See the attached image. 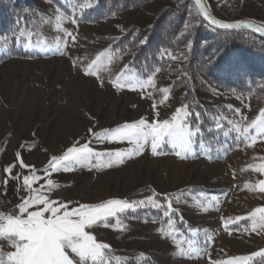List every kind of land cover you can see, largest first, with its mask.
Returning a JSON list of instances; mask_svg holds the SVG:
<instances>
[{"label":"rangeland","instance_id":"rangeland-1","mask_svg":"<svg viewBox=\"0 0 264 264\" xmlns=\"http://www.w3.org/2000/svg\"><path fill=\"white\" fill-rule=\"evenodd\" d=\"M37 2V32L27 33L24 44L36 57H14L0 65V211L15 209L26 194L22 177L31 173L20 165L22 160L37 176L32 187L43 189L51 200L69 202V208L151 197L161 207L175 209L165 224L118 212L85 229L110 246L106 259L130 264H253L261 256L243 258L264 249V213L255 211L264 207V133L249 127L264 110L258 95H237L217 85L196 88L202 103L219 108L221 126L226 123L235 136L227 135V142L211 150L193 143L190 152L166 138L159 154L152 153L149 139L141 151L116 162L115 151L133 150L136 144L111 140L105 130L140 118L151 123L157 112L160 120L169 119L183 106L171 93L176 74L158 70L143 76L130 70L127 57L112 54L111 41L105 38L123 34L132 24L150 23L168 0L97 23L75 18L83 4L68 13L50 0ZM212 6L228 20L241 14L264 20V0H212ZM97 56L100 60L87 73ZM149 77L152 83H146ZM231 141L234 148H229ZM85 144L93 150L88 161L45 173L52 156ZM10 165L13 176L21 179H9L5 187L4 169ZM48 179L54 181L51 190L45 187ZM157 194L165 199L155 198ZM144 205L134 203V208ZM0 249L5 258L14 250L7 239H0Z\"/></svg>","mask_w":264,"mask_h":264},{"label":"trees","instance_id":"trees-1","mask_svg":"<svg viewBox=\"0 0 264 264\" xmlns=\"http://www.w3.org/2000/svg\"><path fill=\"white\" fill-rule=\"evenodd\" d=\"M50 1L68 13L72 7L83 4L85 8L81 13L76 12L75 18L97 23L143 9L156 0ZM206 2L216 16L228 18L214 9L212 0ZM39 12L37 0H0V65L14 57H36L34 52L24 48V44L27 33L37 32ZM236 18L264 25V20L244 14ZM105 40L111 41L112 54L127 57L129 69L140 75L147 76L158 70L176 74L171 93L190 113L186 119L193 126L192 130L200 129L193 138L195 145L201 144L211 150L228 141V136L224 135L228 127L226 123L221 126L219 108L202 103L196 88L217 85L237 95L253 93L264 105V38L248 30L222 31L212 27L201 17L194 0H168L150 23L132 24L123 34ZM229 143V148H234L235 143ZM154 197L165 199L160 194ZM135 209L121 215L162 224L171 217L164 215L168 211L166 206L156 208L146 203ZM105 264L130 263L109 257L105 258ZM253 264H264V257L256 258Z\"/></svg>","mask_w":264,"mask_h":264},{"label":"snow or ice","instance_id":"snow-or-ice-1","mask_svg":"<svg viewBox=\"0 0 264 264\" xmlns=\"http://www.w3.org/2000/svg\"><path fill=\"white\" fill-rule=\"evenodd\" d=\"M195 3L200 6L203 18L213 26L220 29L253 28L264 36V25L257 26L245 20L226 22L213 17L210 12L206 11L202 0H195ZM72 39L75 41V37ZM25 47L27 48L28 45ZM99 60L100 56H97L96 60L88 65L86 72L90 73L93 65ZM146 83H152L151 77ZM116 86L122 85L117 84ZM163 91L167 93L169 89L165 88ZM189 116L190 113L183 107L178 108L169 119L164 120L158 118L159 113L157 112L156 118L151 123H148L146 118H140L132 123H124L115 129L105 130L104 135L111 140H129L136 144L133 150L115 151L116 162H121L125 155L131 156L141 151L149 139L153 154H159L158 149L162 147L166 138L173 146H178L181 151L190 152L194 142L193 138L199 134L200 129L192 130L193 126L186 119ZM249 127H255L258 133H264V110H261L260 115L252 120ZM236 131L239 132L240 129L237 128ZM244 131L247 132V129ZM224 135L228 133L225 132ZM19 155L17 153L18 158ZM92 155L93 150L87 144L82 147L72 146L62 155L52 156L44 171L46 174L49 169L52 173L66 171L72 165L88 161ZM95 155L102 156L104 153L97 152ZM19 163L22 167L29 168L31 175L22 177L26 194L19 198L20 202L15 209L9 212L0 211V239H7L10 246L14 248L13 251L7 252L6 258L3 250L0 249V264H89V261L91 264H105V250L110 246L98 242L85 229L98 223H105L108 218L116 217L118 212L123 213L127 209L135 211L134 203L137 206L150 203L156 208L161 207L149 197L147 200L134 203L121 199H108L97 204H79L69 208V202L51 200L43 189H34L32 184L37 179L35 172L30 166L24 165L22 160H19ZM13 168L14 165H10L4 169L5 187L9 179L18 181L21 179L19 174L13 176ZM260 184L262 185L261 191L264 192V180L260 181ZM53 186L54 181L48 179L45 187L51 190ZM168 209L164 212L165 216L169 215L170 211H175L171 205ZM255 211L264 213V207L257 208ZM260 222L264 227V216L260 217ZM68 250L74 255H70ZM255 256L264 257V249L243 259L249 260ZM229 264H232V261H229Z\"/></svg>","mask_w":264,"mask_h":264},{"label":"water","instance_id":"water-1","mask_svg":"<svg viewBox=\"0 0 264 264\" xmlns=\"http://www.w3.org/2000/svg\"><path fill=\"white\" fill-rule=\"evenodd\" d=\"M194 3H195V0H194ZM202 4L205 6V10L208 11V12H210L211 15H212L213 17L217 18V19H221V20L226 21V22H236V21L245 20V21H251V22L254 23V25H257V26H261V25H263V24H260V23H258V22L253 21V20H250V19L228 20V19L220 18V17L216 16V15L210 10V8H209V6H208L206 0H202ZM195 5H196V7H197V9H198V11H199L201 17L203 18L202 14H201V12H200V6H198L196 3H195ZM203 19H204V18H203ZM204 20H205V19H204ZM205 21H206L209 25H211L207 20H205ZM211 26L214 27V28H216V29H218V30H222V31L248 30V31H251V32L255 33L256 35H259V36H261V37L264 38V36H262L259 32L255 31L253 28H244V27H241V28H239V29H220V28H218V27H216V26H213V25H211Z\"/></svg>","mask_w":264,"mask_h":264}]
</instances>
